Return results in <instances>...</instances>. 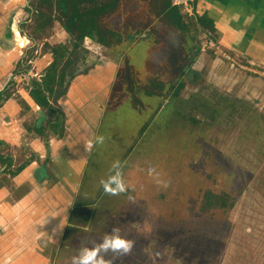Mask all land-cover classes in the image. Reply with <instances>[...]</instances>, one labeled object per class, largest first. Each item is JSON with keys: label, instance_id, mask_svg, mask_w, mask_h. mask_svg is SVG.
Instances as JSON below:
<instances>
[{"label": "rangeland", "instance_id": "obj_1", "mask_svg": "<svg viewBox=\"0 0 264 264\" xmlns=\"http://www.w3.org/2000/svg\"><path fill=\"white\" fill-rule=\"evenodd\" d=\"M162 22L151 20L146 42L121 60L100 118L87 110L92 137L75 128L90 144L86 170L48 264H264V158L254 160L261 149L253 145L264 113L246 97L244 78L263 77L264 66L243 65L186 16L178 26ZM190 54L192 65L200 54L212 61L190 72ZM222 65L240 77L218 81ZM172 81L176 103L164 105ZM211 87L226 100H212ZM234 106L238 118L229 117ZM245 135L256 146L250 156L238 142Z\"/></svg>", "mask_w": 264, "mask_h": 264}, {"label": "flooded vegetation", "instance_id": "obj_2", "mask_svg": "<svg viewBox=\"0 0 264 264\" xmlns=\"http://www.w3.org/2000/svg\"><path fill=\"white\" fill-rule=\"evenodd\" d=\"M199 1L184 0L189 14H182L177 0H0V189L6 188L26 169L39 185L54 184L55 178L61 174L57 163L55 165L56 157L63 164L73 162L76 174L82 169L80 175H76L81 182L86 170L84 158L90 144L80 142L77 135L82 133L85 140L95 132L93 130L91 134L95 122L87 121L94 119L87 110L100 118L108 98L107 88L118 74L121 60L134 45L146 42L145 38L151 35L150 21L161 27L162 18L168 16L169 23L178 26L176 17L186 16L198 29L205 27L207 33L219 38L213 21L198 7ZM241 2L248 20H260L259 16L264 18V0H256V5H253L254 0ZM253 7L257 14L252 12ZM260 26L264 30V22ZM257 35L264 41V34ZM248 39V43L253 40ZM222 50L245 66L250 62L264 66L250 54H242V45L234 49L237 52H230L226 47ZM191 59L190 54L184 66L190 72H198L196 70L203 63L212 61L209 54L198 55L193 65ZM180 72L179 76L183 74L182 69ZM262 72L263 77L252 76L251 72H246L244 77L252 87L246 97L256 105L258 113H264V69ZM216 77L218 81L235 82L240 76L226 71L222 65ZM173 83L163 95L164 105L172 103L167 97L174 100L170 93ZM216 93L211 87L208 96L219 103L226 100L222 99L226 95ZM211 109L217 111L215 107ZM228 113L229 117L238 118L240 115L235 106ZM258 126V130L264 129V124ZM94 128H97L96 123ZM256 133L261 139L253 145L261 151L256 153L257 159L254 160L259 162L264 158V131ZM238 142L242 144L241 154L253 155L250 153L252 149L256 152V146L249 148L247 145L252 141L246 135L238 138ZM241 159L244 162L249 160L245 155ZM260 185L264 189V177ZM64 188L68 189L69 197L59 203L61 210L74 190L71 183H66ZM76 195L77 191L73 206ZM67 209L71 211L70 207ZM77 212L84 217V212ZM71 216L68 217L71 219ZM70 219L65 232L71 228ZM62 239L63 236L59 238L55 234L48 241L53 244L48 251L50 257L54 258V247H60Z\"/></svg>", "mask_w": 264, "mask_h": 264}, {"label": "crops", "instance_id": "obj_3", "mask_svg": "<svg viewBox=\"0 0 264 264\" xmlns=\"http://www.w3.org/2000/svg\"><path fill=\"white\" fill-rule=\"evenodd\" d=\"M253 5H256V0ZM198 6L213 21L221 47L237 52L234 49L242 45V54H250L257 62L264 63V41L257 35L264 34V30L260 29L264 18L259 16L261 21L248 20L241 0H200ZM252 10L257 14L254 7ZM249 37L253 39L251 43H248ZM223 39L227 41L224 43ZM63 163L56 157L55 165L61 174L55 178L54 184L40 186L26 169L10 182L11 185L0 189V264H48L53 260L48 253L53 244L48 241L64 229V212L69 206L64 205L61 210L59 205L69 197L68 189L64 187L66 183L73 184L75 198L80 183L76 175L82 172L81 169L80 173H74L73 162ZM52 165L48 164V167ZM56 216L58 223H55ZM41 238L44 242L40 241Z\"/></svg>", "mask_w": 264, "mask_h": 264}, {"label": "built area", "instance_id": "obj_4", "mask_svg": "<svg viewBox=\"0 0 264 264\" xmlns=\"http://www.w3.org/2000/svg\"><path fill=\"white\" fill-rule=\"evenodd\" d=\"M177 1L180 3V8H181L182 14H189V9H188L187 3H185L184 0H177ZM208 44H210L213 47L211 42H208Z\"/></svg>", "mask_w": 264, "mask_h": 264}, {"label": "trees", "instance_id": "obj_5", "mask_svg": "<svg viewBox=\"0 0 264 264\" xmlns=\"http://www.w3.org/2000/svg\"><path fill=\"white\" fill-rule=\"evenodd\" d=\"M211 199H212V197H209V195L205 197V200H206V202H208V203H209V201H210ZM203 207H204V206H203Z\"/></svg>", "mask_w": 264, "mask_h": 264}, {"label": "water", "instance_id": "obj_6", "mask_svg": "<svg viewBox=\"0 0 264 264\" xmlns=\"http://www.w3.org/2000/svg\"><path fill=\"white\" fill-rule=\"evenodd\" d=\"M198 7H199V6H198ZM200 10H201V9H200ZM201 11H202V10H201ZM203 29H204V31H205L206 34H207V29H206L205 27H204ZM221 41H223V42L225 43L227 40H226V39H225V40L223 39V40H221Z\"/></svg>", "mask_w": 264, "mask_h": 264}]
</instances>
